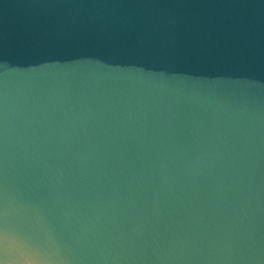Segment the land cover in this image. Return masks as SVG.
I'll return each mask as SVG.
<instances>
[{
    "label": "water",
    "instance_id": "95a60500",
    "mask_svg": "<svg viewBox=\"0 0 264 264\" xmlns=\"http://www.w3.org/2000/svg\"><path fill=\"white\" fill-rule=\"evenodd\" d=\"M0 264H264V0H0Z\"/></svg>",
    "mask_w": 264,
    "mask_h": 264
}]
</instances>
